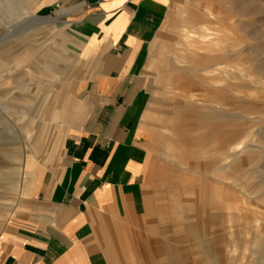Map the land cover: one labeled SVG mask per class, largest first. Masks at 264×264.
<instances>
[{
  "label": "rangeland",
  "instance_id": "obj_1",
  "mask_svg": "<svg viewBox=\"0 0 264 264\" xmlns=\"http://www.w3.org/2000/svg\"><path fill=\"white\" fill-rule=\"evenodd\" d=\"M44 1L0 0V229L33 207L14 216L30 162L36 203L93 116L85 39ZM61 46L76 63H51ZM136 76L151 165L142 214L107 230L110 264H264V0H170Z\"/></svg>",
  "mask_w": 264,
  "mask_h": 264
},
{
  "label": "crops",
  "instance_id": "obj_2",
  "mask_svg": "<svg viewBox=\"0 0 264 264\" xmlns=\"http://www.w3.org/2000/svg\"><path fill=\"white\" fill-rule=\"evenodd\" d=\"M56 1L62 16L79 26L96 69L89 80L93 116L87 131L70 138L69 164L36 203L32 195L45 169L38 167L37 172L36 162H30L38 186L14 216L33 207L28 216L25 211L26 216L1 226L6 228L0 233V264H110L112 255L103 248L107 230L113 228L115 235L118 224L137 219L145 206L151 163L140 124L147 94L136 73L142 53L164 23L170 0ZM54 52L52 64L53 55L67 63L80 57L65 46ZM60 149L56 145L54 153Z\"/></svg>",
  "mask_w": 264,
  "mask_h": 264
},
{
  "label": "bare ground",
  "instance_id": "obj_3",
  "mask_svg": "<svg viewBox=\"0 0 264 264\" xmlns=\"http://www.w3.org/2000/svg\"><path fill=\"white\" fill-rule=\"evenodd\" d=\"M180 149V148H178ZM181 151V152H180ZM176 150L177 153H183V150ZM117 229V228H116ZM119 230L115 231V235L120 234V232H118ZM124 233V232H123ZM125 235V234H124ZM118 243V242H117ZM109 253L112 255L113 258L117 259V255H115V247H112L111 245H109V249H108Z\"/></svg>",
  "mask_w": 264,
  "mask_h": 264
}]
</instances>
